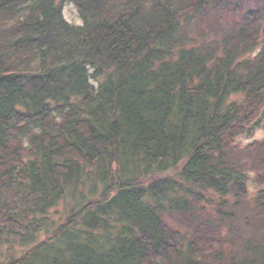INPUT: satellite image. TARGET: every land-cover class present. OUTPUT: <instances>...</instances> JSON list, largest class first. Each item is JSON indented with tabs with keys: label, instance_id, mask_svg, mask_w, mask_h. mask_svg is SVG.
Segmentation results:
<instances>
[{
	"label": "trees",
	"instance_id": "1",
	"mask_svg": "<svg viewBox=\"0 0 264 264\" xmlns=\"http://www.w3.org/2000/svg\"><path fill=\"white\" fill-rule=\"evenodd\" d=\"M70 1L0 0V264H264V0Z\"/></svg>",
	"mask_w": 264,
	"mask_h": 264
},
{
	"label": "rangeland",
	"instance_id": "2",
	"mask_svg": "<svg viewBox=\"0 0 264 264\" xmlns=\"http://www.w3.org/2000/svg\"><path fill=\"white\" fill-rule=\"evenodd\" d=\"M59 1L62 2V5H63V16L69 23L74 24V25H80L83 23V21L80 17L79 11L73 2H71L70 0H59ZM260 5H262V1L258 2L257 0H249L245 3H243L242 8L236 12L225 10L224 13H221L222 14L221 15L220 11L211 10V12H210L211 15L209 18L212 21L214 18H216L215 19V23H216L215 26L217 29L225 28L227 26H230L234 22L240 21L239 19L244 15V13L247 10L254 9L256 7H259ZM263 20H264V18H263ZM263 139H264V127L258 126V127H256V129L253 133L243 134V135L239 136L236 141L240 147H244L247 144H249L255 140H263ZM258 188L259 187L254 182V177L252 175L251 180H250V185H249V195H248L249 200H252L255 197ZM70 204L71 203H70L69 199H67V200L62 201L55 208V210L52 213H53V217H54V219H56V221H59L60 218L64 217V215L66 214ZM210 209H211V207L209 206V209H207V210L209 211ZM168 221H170V220H168ZM170 222L174 223L172 221H170Z\"/></svg>",
	"mask_w": 264,
	"mask_h": 264
}]
</instances>
